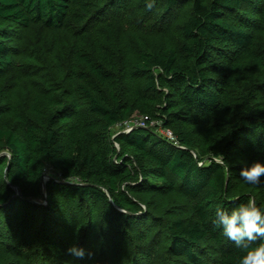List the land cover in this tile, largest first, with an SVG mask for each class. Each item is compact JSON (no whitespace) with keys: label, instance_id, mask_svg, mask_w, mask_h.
Instances as JSON below:
<instances>
[{"label":"trees","instance_id":"1","mask_svg":"<svg viewBox=\"0 0 264 264\" xmlns=\"http://www.w3.org/2000/svg\"><path fill=\"white\" fill-rule=\"evenodd\" d=\"M139 1L161 24L187 9L121 57L111 20ZM257 160L264 0H0V264H82L74 241L92 264L113 242L121 264H239L215 207L264 204L239 175Z\"/></svg>","mask_w":264,"mask_h":264},{"label":"clouds","instance_id":"2","mask_svg":"<svg viewBox=\"0 0 264 264\" xmlns=\"http://www.w3.org/2000/svg\"><path fill=\"white\" fill-rule=\"evenodd\" d=\"M151 6L149 3L148 7ZM239 175L245 184L252 186L264 184L262 180L264 161L257 160L242 166ZM120 211L125 210L120 208ZM214 223L237 248L245 250L239 257V264H264V204H258L254 196L248 197L245 202L238 203L232 208L218 204L215 207ZM257 241L259 243H255ZM66 251L69 256L80 260L86 255H91L78 245V241H74Z\"/></svg>","mask_w":264,"mask_h":264},{"label":"rangeland","instance_id":"3","mask_svg":"<svg viewBox=\"0 0 264 264\" xmlns=\"http://www.w3.org/2000/svg\"><path fill=\"white\" fill-rule=\"evenodd\" d=\"M185 9H180L176 13L175 19L164 23L160 22V16H158L159 11L152 7H146L142 3L136 2L135 6L132 7V9L127 10L123 14L116 15L117 20H111V34H109L110 41L117 47V49L120 52V56L123 57L125 55V52H131V54L135 55L139 49L141 48L142 43L147 44L150 36L154 37L156 35V30L160 25L163 26H169L171 31H177L179 22L181 21L183 15L185 14ZM32 32V31H31ZM30 32V33H31ZM28 33L26 35V44L29 42L30 37ZM126 41H129L130 45L127 46L124 43ZM15 60H19V58H16ZM17 64V63H16ZM14 72L16 70L14 69ZM13 75V80L14 77ZM133 116H140V114H134ZM46 175L52 176L53 172H50L49 170L46 172ZM47 179L46 176L44 177V180ZM70 207V209L68 208ZM66 209L70 212H73V214H77V210L73 209L70 204L65 205ZM91 208H97L96 205L91 204ZM82 216V214H78V217ZM71 229H68L70 231ZM72 236V233L70 234ZM80 246V244H79ZM112 251H110V257H109V264H121L122 262L126 261L128 259V247L126 244L121 243L117 244L115 242L112 243ZM120 248V249H118ZM127 251V252H126ZM88 253V252H87ZM14 255L10 254L9 258H13ZM29 257V254L27 253H21L20 256L16 255L15 258L17 260H20L25 263L27 258ZM157 260L156 264H163L169 262L167 258L164 256L160 258L157 256L155 258V261ZM170 263V262H169ZM82 264H92L91 261L88 260V256H85V261ZM172 264V263H171Z\"/></svg>","mask_w":264,"mask_h":264},{"label":"built area","instance_id":"4","mask_svg":"<svg viewBox=\"0 0 264 264\" xmlns=\"http://www.w3.org/2000/svg\"><path fill=\"white\" fill-rule=\"evenodd\" d=\"M148 120L147 117L144 116H133L130 119L123 121L119 124H117L115 127L120 128L123 132H129L130 130L134 128H141L146 127V121ZM155 123L150 122V125H154ZM159 133L168 141H170L173 145L178 146L177 140L173 133L168 129H159Z\"/></svg>","mask_w":264,"mask_h":264},{"label":"water","instance_id":"5","mask_svg":"<svg viewBox=\"0 0 264 264\" xmlns=\"http://www.w3.org/2000/svg\"><path fill=\"white\" fill-rule=\"evenodd\" d=\"M46 178H49V176H46ZM46 180V179H45ZM44 180V181H45ZM44 181H43V185H44ZM16 190V189H15ZM43 192L45 193V188H44V186H43Z\"/></svg>","mask_w":264,"mask_h":264}]
</instances>
